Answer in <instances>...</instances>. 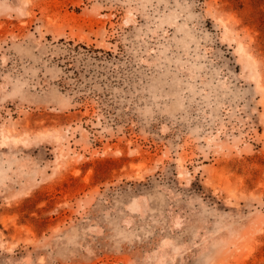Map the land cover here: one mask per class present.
I'll return each instance as SVG.
<instances>
[{
  "label": "rangeland",
  "instance_id": "rangeland-1",
  "mask_svg": "<svg viewBox=\"0 0 264 264\" xmlns=\"http://www.w3.org/2000/svg\"><path fill=\"white\" fill-rule=\"evenodd\" d=\"M0 264H264V0H0Z\"/></svg>",
  "mask_w": 264,
  "mask_h": 264
},
{
  "label": "bare ground",
  "instance_id": "bare-ground-1",
  "mask_svg": "<svg viewBox=\"0 0 264 264\" xmlns=\"http://www.w3.org/2000/svg\"><path fill=\"white\" fill-rule=\"evenodd\" d=\"M4 140V139H3ZM5 141V140H4Z\"/></svg>",
  "mask_w": 264,
  "mask_h": 264
}]
</instances>
